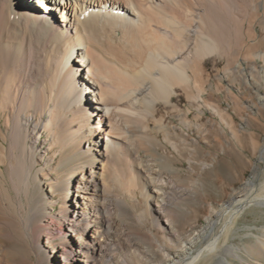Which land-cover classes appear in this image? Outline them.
<instances>
[{"label":"bare ground","instance_id":"1","mask_svg":"<svg viewBox=\"0 0 264 264\" xmlns=\"http://www.w3.org/2000/svg\"><path fill=\"white\" fill-rule=\"evenodd\" d=\"M221 95L264 106V0H0V264H264V228L228 241L264 184L182 236L156 163L205 111L232 132ZM140 200L160 258L119 221Z\"/></svg>","mask_w":264,"mask_h":264},{"label":"rangeland","instance_id":"2","mask_svg":"<svg viewBox=\"0 0 264 264\" xmlns=\"http://www.w3.org/2000/svg\"><path fill=\"white\" fill-rule=\"evenodd\" d=\"M212 62L211 58L207 61L208 69L212 66ZM221 98L219 105L232 118V132L226 124L218 123V120L214 125L216 132L213 131L208 120L213 119L205 111L201 116L204 129L196 130L195 127L187 129L189 142L181 147L179 152L174 151L167 144H161L156 150L159 171L168 174L179 186L190 190L186 195L172 199L174 204L172 211L177 218L176 226L179 232L184 233L182 236L193 234L192 227L204 228L206 225L204 219L209 215V210L230 202L233 193L249 194L251 191L250 193L258 194L261 193L264 184V106L259 105L250 109L247 108L248 104H245L247 103L245 100L244 107L241 105L230 107L229 100L224 95H221ZM185 105L184 99L182 107ZM193 116L194 113L190 118L192 119ZM167 121L177 124L173 116ZM192 140H197L198 143L194 144ZM162 152H165L166 156L169 155L170 165L174 171H169L162 162L160 156ZM149 154L154 155V152H140L143 160L147 159ZM141 211H144V205L140 200V204L131 206L127 211L128 216L119 218V221L133 235L132 240L135 243L141 242V244L137 243L138 249L144 247L155 251L160 258L161 255L155 250V245L149 244L154 234L149 217L144 215L143 222H138L137 217L142 215ZM236 226L235 236L228 241L237 245L246 244L257 253L258 245L254 243V237L245 235L249 232V228L253 234L263 231L264 208L259 206L247 208L239 216ZM176 246L178 248L181 244L178 243ZM139 255L136 258L138 262H146L141 252ZM259 258L264 260V253H260ZM231 260L235 264H244L235 258Z\"/></svg>","mask_w":264,"mask_h":264}]
</instances>
